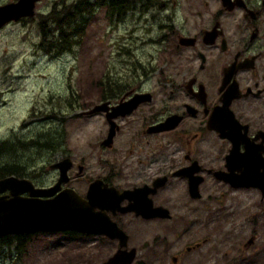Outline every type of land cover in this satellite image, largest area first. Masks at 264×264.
Wrapping results in <instances>:
<instances>
[{
	"label": "rangeland",
	"instance_id": "obj_1",
	"mask_svg": "<svg viewBox=\"0 0 264 264\" xmlns=\"http://www.w3.org/2000/svg\"><path fill=\"white\" fill-rule=\"evenodd\" d=\"M131 1L124 0L115 18L101 3L94 1L89 11L83 2V29L80 33L74 20L69 29L76 44L60 54L38 47L35 18L0 26V142L8 140L10 147V155L0 159L10 161L13 155L26 173L18 177L36 186L51 185L58 177L54 164L66 156L72 161L70 185L78 192L84 193L86 182L107 170L122 173L114 182H136L129 173L138 168L134 159L144 137L138 140L135 134L149 111L141 107L114 121L120 129L110 149L101 145L108 129L104 111H86L100 105L108 91L133 84V77H149L152 85V77H169L163 86L175 91L190 63V49L177 45L182 35L177 27L185 26L179 15L194 17L201 4ZM172 11L177 14L170 18ZM53 27L49 25L57 33ZM112 81L118 84L114 89ZM160 97L155 99L157 112ZM48 133L50 141L43 138ZM172 138L168 134L165 146L168 169L180 164L183 153ZM255 188L230 189L206 175L200 195L191 197L184 180L171 177L158 197L168 205V220L123 219L130 235L127 248L136 250L130 264H264V195ZM1 243L0 264H103L117 248L115 242L70 231L32 233Z\"/></svg>",
	"mask_w": 264,
	"mask_h": 264
},
{
	"label": "flooded vegetation",
	"instance_id": "obj_2",
	"mask_svg": "<svg viewBox=\"0 0 264 264\" xmlns=\"http://www.w3.org/2000/svg\"><path fill=\"white\" fill-rule=\"evenodd\" d=\"M17 1L0 0V7ZM94 1L106 7L108 15L113 18L125 6L124 0ZM94 1L89 4L88 0H26L31 4L27 8L32 11L31 15L10 19L1 26L29 18L38 21L41 18L72 19L76 16L78 3L86 2L85 8L90 11L89 5L95 8ZM200 4L201 9L195 12L194 17L179 15V20H184L185 26L182 23L179 27L175 26L182 34L177 37V45L190 49L187 55L189 59H186L190 62L185 70L186 75L183 82L177 83L175 91H168L163 86L169 77H152L155 85L147 80L149 77H133V84H125L123 90L117 93L108 91L100 101L104 107L101 115L108 125L101 145L108 149L113 147L115 136L113 134L109 146L104 145L111 124L114 133L120 129L114 121L141 107L149 111L148 116H143L141 127L135 134V139L144 137L140 142L139 154L134 159L138 165L137 171L129 173L137 177L136 182H114L122 173L109 169L102 176L87 181L84 193L72 188L69 175L68 180L61 184V188L70 187L83 198L94 180H101L102 188L112 186L119 192L134 190L135 193L120 198L118 204H112L113 209H94L103 213L126 234L125 245L121 249L132 248H127L130 235L123 220L125 217L140 221L168 220V205H164L158 197L162 189L168 188L171 177L183 179L187 192L189 184L196 182L199 195L206 175L230 189L257 187L255 189L264 193V0H200ZM176 14L172 11L168 17ZM167 27L173 31L172 25L168 24ZM178 31H174L175 36ZM112 83L115 84L114 81ZM117 85L110 88L114 89ZM157 94L161 96L159 112L155 104ZM137 99L132 110L111 116L114 111L127 110ZM164 126L168 128H161ZM168 134L173 136L172 141L178 143L183 152L180 153V164L175 169H168V152L165 150ZM157 137L165 141L155 140ZM70 163L72 166V161ZM157 163L160 165L155 166ZM56 168L59 173V168ZM57 169L54 170L57 172ZM252 176L257 178L248 179ZM158 178L160 184L156 186ZM113 197H107V201ZM133 203L163 206L167 216L146 217L136 214L134 210H120ZM70 232L99 238V241L106 239L115 242L116 251L119 249V238H111L103 233ZM28 234L32 233L12 235L24 237ZM19 238L21 236L16 237Z\"/></svg>",
	"mask_w": 264,
	"mask_h": 264
},
{
	"label": "water",
	"instance_id": "obj_3",
	"mask_svg": "<svg viewBox=\"0 0 264 264\" xmlns=\"http://www.w3.org/2000/svg\"><path fill=\"white\" fill-rule=\"evenodd\" d=\"M28 7H31V4L27 3L26 0H18L15 4L0 7L2 9L0 10V26L10 19L16 20L19 16L31 15L32 11L30 8L27 9ZM138 100L127 110L114 111L111 116L132 110ZM115 107L117 108V106ZM102 108H104L102 104L96 105L87 110L86 113L99 111ZM166 121L168 122V117ZM112 128L111 124L104 145H110L114 134ZM161 128H168V126ZM70 165L68 157L56 162L54 166L59 168L58 177L53 184L47 187L36 186L25 177L7 175L0 178V236L70 230L84 233H103L111 238H119V249L105 263L130 264L135 257V249L133 247L129 250L120 248L125 245L126 234L114 222L105 218L103 213L94 209H113L112 204H118L120 198H123L125 194L135 193L134 190L119 192L112 186H103L102 188L101 180H94L89 184L83 198L70 187L61 188V184L69 178L67 170ZM253 178L256 179L257 177H248L250 180ZM159 179H157L156 186L160 184ZM196 184V182L189 184L188 193L191 197L199 196ZM5 191L7 192L4 193ZM262 194L264 195V193ZM109 196L115 198H109L107 201ZM131 205L120 208V210H134L136 214L146 217L167 216V210L160 205L153 207L151 204L150 206L139 203Z\"/></svg>",
	"mask_w": 264,
	"mask_h": 264
},
{
	"label": "trees",
	"instance_id": "obj_4",
	"mask_svg": "<svg viewBox=\"0 0 264 264\" xmlns=\"http://www.w3.org/2000/svg\"><path fill=\"white\" fill-rule=\"evenodd\" d=\"M82 2H80L81 4ZM79 3L77 4V10L79 7H81ZM84 6V5H83ZM82 6V9L85 10ZM80 10V9H79ZM76 13V16L72 19H39L38 26L40 30L41 40L38 44V47L43 52L48 53H54V54H60L64 51H68L71 49L73 44H76V41L72 43L71 40V30L69 29V26L73 24L74 20H76V27L77 29L80 28V33L83 29L84 20L82 21V24H80L81 20H79L84 14L83 10H80ZM77 18V19H76ZM53 24L54 29L57 33H53L52 30L49 29V25ZM70 33H67V32ZM79 33V34H80ZM78 34V35H79ZM76 35V36H78ZM44 140L50 141L53 138H50V133L44 135ZM8 140L0 142V155H4V157H8L10 155V152H8ZM14 156H11L10 161H2L0 159V178L7 175H14V176H24L26 175L25 172H22V166L19 164V162L16 159H12ZM22 237V235H6L1 236L0 241H2L1 244H7L8 239L16 238V237Z\"/></svg>",
	"mask_w": 264,
	"mask_h": 264
}]
</instances>
